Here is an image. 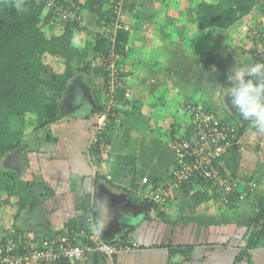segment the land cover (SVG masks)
Wrapping results in <instances>:
<instances>
[{
  "label": "crops",
  "instance_id": "0c3cea01",
  "mask_svg": "<svg viewBox=\"0 0 264 264\" xmlns=\"http://www.w3.org/2000/svg\"><path fill=\"white\" fill-rule=\"evenodd\" d=\"M77 1L85 29H76L73 37L87 47L83 67L84 62L92 65L83 71L86 83H80V74L68 81L58 99L57 122L25 136L18 171L22 181L33 183L34 195L17 218L15 211L0 209V238L37 242L79 231L90 213L94 223L106 222L94 233L96 239L131 249L113 258L89 255L67 264H264V237L258 247L246 248L243 222L254 217L259 194H264V135L225 96L234 83L229 79L234 68L262 61L256 59L264 54L260 41L249 50L244 21L222 31L199 30L197 0H127L119 22L129 33L122 69L123 92L130 99L119 101L106 141L92 148L90 134L104 99L105 61L90 50L95 34L103 33L95 27L91 8L102 2L107 12L112 0H92L93 7L89 0ZM187 102L203 105L240 131L242 149L222 167L257 183L248 199L221 206L217 190L194 179L172 188L164 205L153 202L171 183L176 164L171 129L181 135L189 123Z\"/></svg>",
  "mask_w": 264,
  "mask_h": 264
},
{
  "label": "trees",
  "instance_id": "16d2710c",
  "mask_svg": "<svg viewBox=\"0 0 264 264\" xmlns=\"http://www.w3.org/2000/svg\"><path fill=\"white\" fill-rule=\"evenodd\" d=\"M64 2L68 5L72 1ZM88 2L91 3L92 7L94 6L92 0ZM73 3L79 6L77 14L82 18V5L77 0H74ZM113 4L114 1L112 0L107 12L102 11V2L96 6V9L91 8L93 13L97 15L96 29L111 27ZM256 6L259 8L260 16L264 18V2L260 3L257 0H218L216 3L197 0L195 6L196 27L202 31L209 29L227 30L249 17ZM44 7V0H27L25 6H20L19 0H0V158L19 148L22 138L27 134L57 122L61 115L58 99L74 74L75 68L72 63L75 58L83 63L82 58L86 55L72 45L73 32L76 29L83 31L85 29L84 24L81 26L79 22L68 18L60 35L48 36L44 28L48 24L52 27L51 24H53L54 28L52 29H55L56 24L52 22L56 19H54L52 12L45 14ZM259 33L264 39V30L261 29ZM128 36V31L121 28L115 31L114 38L96 33V39L91 42L90 50L95 54H100L105 61L103 72L104 99L99 111L103 110L107 101L105 96L107 59L111 52L119 54L118 66L123 71L122 58L128 43ZM256 59L264 62V54H257ZM91 65L92 61L84 62V67L81 70L89 72ZM118 93L117 103L113 110L119 101L130 99V96L125 98V92ZM199 105L201 104L196 102L185 104L184 108L189 123L186 124L181 135L177 129L172 127L169 145L173 153V144L176 142L186 141L195 144V132L192 128L191 117L192 109H196ZM110 114L116 115L114 111H111ZM99 117L100 114L97 118L99 119ZM110 118H107V128L112 123ZM236 149L231 151V154ZM175 162L173 169L178 167L176 156ZM220 167L221 172L226 175L225 167L222 165ZM33 195L32 182L18 181L13 173L3 172L0 168V209L6 208L15 211L14 218H17L15 215L22 212ZM255 211L253 218L243 221L249 235L246 245L248 249L258 247L264 237L263 193L259 194ZM10 240L12 238H0V245L5 246ZM22 242L25 243L26 241ZM21 251L22 248L19 246L15 251H11L10 255H17ZM4 256V254L1 255V261H3ZM0 264L6 263L0 262Z\"/></svg>",
  "mask_w": 264,
  "mask_h": 264
},
{
  "label": "built area",
  "instance_id": "2783aa9c",
  "mask_svg": "<svg viewBox=\"0 0 264 264\" xmlns=\"http://www.w3.org/2000/svg\"><path fill=\"white\" fill-rule=\"evenodd\" d=\"M113 21L111 27L103 28L102 35L114 38L117 29L127 30V25L119 22V14L127 0H113ZM61 0H44L45 10L52 12L58 20L56 30L62 31L68 18L83 25V20L77 14L79 6L71 2L68 5ZM111 34V35H110ZM113 34V35H112ZM119 54L111 52L106 64V103L99 111L100 118L96 123L90 146L101 145L106 141L107 118L117 103V93L124 90L123 71L118 66ZM118 93V94H119ZM125 98L130 94L125 91ZM191 122L195 132V144L180 141L173 144L178 167L171 171V183L161 193L152 197L153 202L164 205L170 199L171 189L194 179L204 181L217 190L221 206H230L245 200L249 194L258 188L254 181L233 178L230 173L221 172L222 162L230 156L235 148L242 149L241 135L233 124L220 119L214 112L203 105L192 109ZM236 149V150H237ZM145 182V180L143 181ZM94 223L93 216L88 213L86 225L79 231H65L61 234L45 237L40 241L23 243L20 239H12L5 246L0 245V257L5 255L6 264H61L63 262L78 263L89 255H99L113 258L131 248L119 242H106L96 239L89 228ZM21 246L22 251L10 255Z\"/></svg>",
  "mask_w": 264,
  "mask_h": 264
},
{
  "label": "clouds",
  "instance_id": "9594fccd",
  "mask_svg": "<svg viewBox=\"0 0 264 264\" xmlns=\"http://www.w3.org/2000/svg\"><path fill=\"white\" fill-rule=\"evenodd\" d=\"M72 44H77L74 36ZM230 81H234L225 93L232 108L244 120L249 121L256 131L264 135V62H257L231 71ZM106 227L103 219L89 223L93 232L102 231Z\"/></svg>",
  "mask_w": 264,
  "mask_h": 264
},
{
  "label": "rangeland",
  "instance_id": "374dc122",
  "mask_svg": "<svg viewBox=\"0 0 264 264\" xmlns=\"http://www.w3.org/2000/svg\"><path fill=\"white\" fill-rule=\"evenodd\" d=\"M26 1L27 0H19V2H20V6H25V4H26ZM257 1H260V3H262V2H264V0H257ZM125 5V4H124ZM124 7V6H123ZM47 14V13H46ZM56 19V18H55ZM243 21H244V25L246 26L245 28H244V34H248V42H249V44H251L250 45V49L249 50H251V49H253V48H255L254 47V44H256V46H257V48H258V45H259V41H260V46L262 47H260V49H263L262 51H264V39L261 37V35H260V33H259V31L262 29V30H264V18H262L261 16H260V14H259V8H258V6H256L254 9H253V11H252V13H251V15L249 16V17H247V18H245L244 20H241V23H243ZM52 23H54V24H57V20H54ZM83 24H84V22H83ZM52 25V27H50V24H48V26L47 27H45L44 28V30L47 32V34H48V36H57V35H60L61 34V31H59V30H56V28L55 29H52V28H54V26H53V24H51ZM52 29V30H51ZM222 31V30H221ZM88 39V38H87ZM246 42V41H245ZM80 43H81V41H79V42H77V44L78 45H80ZM217 44V43H216ZM73 45V44H72ZM74 46H76V45H74ZM78 48L77 49H79V51H83L84 52V49H87V47H86V45H80V46H77ZM247 48V47H246ZM72 65H73V67L75 68V71H76V73H74V75H81V80H80V83H83V82H85L86 83V80L84 81V73H83V71H81L80 69L83 67V64L81 63V62H79L78 61V59H74V61H73V63H72ZM83 73V74H82ZM87 74V73H86ZM79 82H74V85H79V86H81V84H80ZM104 97V96H103ZM102 106V105H101ZM112 111H114L116 114L118 113V111H119V109L117 108V107H115V109L114 110H112ZM110 117H113V118H115L116 117V115L115 114H110V116L108 117V118H110ZM113 118H110L111 120H112V122H114V120L115 119H113ZM98 121H96V123H97ZM133 123V122H132ZM111 125V124H110ZM92 130H94V128H92ZM36 131V133H39L40 132V130L38 129V130H35ZM34 134H35V132H34ZM91 136L93 135V131H92V133L90 134ZM35 136L36 137H39L38 136V134H35ZM25 139H27V137L25 138V137H23L22 138V141H21V145H20V147L22 146V145H24V140ZM90 140V139H89ZM20 147L19 148H17V149H15V151H13V153H14V156H11L10 157V155H4L2 158H0V168H2V171L3 172H10V173H13L14 175H15V177H16V179L19 181V180H21L22 181V177L20 176V173H19V171H18V169H20L21 170V161H20V157H19V155L20 154H17V151L20 149ZM23 147V146H22ZM21 150V149H20ZM17 158H16V157ZM252 181V180H251ZM253 195V194H252ZM255 208V207H254ZM7 211H5V213H6ZM256 212V211H255Z\"/></svg>",
  "mask_w": 264,
  "mask_h": 264
},
{
  "label": "water",
  "instance_id": "95a60500",
  "mask_svg": "<svg viewBox=\"0 0 264 264\" xmlns=\"http://www.w3.org/2000/svg\"><path fill=\"white\" fill-rule=\"evenodd\" d=\"M21 153V150L19 149L18 151H17V154H20ZM10 155V157L11 156H14V153L13 154H9Z\"/></svg>",
  "mask_w": 264,
  "mask_h": 264
}]
</instances>
